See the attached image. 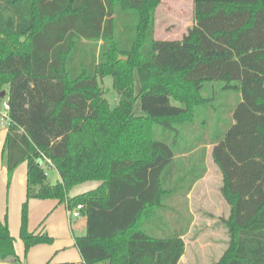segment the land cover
Listing matches in <instances>:
<instances>
[{"label": "trees", "instance_id": "obj_1", "mask_svg": "<svg viewBox=\"0 0 264 264\" xmlns=\"http://www.w3.org/2000/svg\"><path fill=\"white\" fill-rule=\"evenodd\" d=\"M161 2L0 0V100L5 92L10 107L3 156L10 178L28 165L26 254L53 243L28 227L29 201L50 199L85 207L87 233L75 237L83 260L66 264H179L193 222L188 195L207 173L211 145L231 207L218 264H264V0H194L195 24L176 41L155 39ZM106 77L115 108L100 86ZM220 84L236 105L200 128L212 101L205 91ZM94 181L97 189L70 197ZM8 261L22 264L0 220V263Z\"/></svg>", "mask_w": 264, "mask_h": 264}, {"label": "rangeland", "instance_id": "obj_2", "mask_svg": "<svg viewBox=\"0 0 264 264\" xmlns=\"http://www.w3.org/2000/svg\"><path fill=\"white\" fill-rule=\"evenodd\" d=\"M194 24V0H162L155 12V39L160 41L182 40ZM126 58H128L129 61V57ZM99 82L101 88L105 92L104 97L109 101L111 107L115 108L118 105L119 97L113 87V78L106 77L104 79H99ZM222 87V84H220V86L215 88V91H205L206 97L211 98L212 101L209 107H207L208 109H201V113H199L197 123L200 125V128H207V125L209 128H213L212 124L220 121L222 116L227 115L229 108L236 105L237 94L223 89ZM135 90L136 93L140 91V82L137 73L135 74ZM7 102L8 96L0 100V128L8 126V118L3 122V117L8 116V111L5 109V104ZM173 104L179 105L175 102ZM134 113L138 117L144 115L140 99H138L135 104ZM157 132L159 139H166L167 135L162 127H158ZM212 150L213 146L209 145L207 147L206 157V176L198 183L197 187L190 195L189 209L193 215L194 223L185 241L186 253L184 261H182L181 264H218L230 244V234L226 221L231 216V207L228 203H223L225 201L221 193L223 187V174L214 161ZM45 171L51 184H56L60 180V175L55 168L46 165ZM99 184L100 182L94 181L78 185L70 194H84L94 189ZM8 193L7 188L4 193L5 220H7L8 225H10L8 217L10 207L11 220H15V214L16 218L18 217V235L20 237L24 204L22 203L18 212L15 213V207L14 205L12 206V201H9ZM17 241L19 243L16 248L21 251L23 249L24 252L22 253L26 254L20 238H18ZM4 264H14V262L8 261Z\"/></svg>", "mask_w": 264, "mask_h": 264}, {"label": "crops", "instance_id": "obj_3", "mask_svg": "<svg viewBox=\"0 0 264 264\" xmlns=\"http://www.w3.org/2000/svg\"><path fill=\"white\" fill-rule=\"evenodd\" d=\"M7 127L0 128V220L5 221V197L4 193L8 188V199L11 200L12 206L15 207V213L18 212L20 205L27 201V175L28 165L24 163L13 174L12 178L9 177L5 158L3 156L5 141L7 137ZM206 176V175H205ZM204 179V178H203ZM202 180V179H201ZM200 180V181H201ZM198 181L188 195L189 208H190V195L197 187ZM101 183L90 190L97 189ZM88 191V192H90ZM222 191V189H221ZM87 193V192H86ZM222 193V192H221ZM82 195V194H78ZM78 195H71L74 198ZM225 200V198H224ZM223 200V201H224ZM227 203L226 200L223 202ZM190 210V209H189ZM69 207L67 203H61L58 200H40L32 199L29 201V231L35 234H47L53 239L51 244H39L32 247L27 254L20 249H17L18 235V217L11 220L10 207H9V228L12 236L15 238V249L22 264H66V263H81L82 256L79 249L76 247L75 237L83 236L87 233V217L81 219L72 218L69 214ZM191 213V211H190ZM192 215V213H191ZM193 216V215H192ZM222 217V216H221ZM12 222V223H11ZM14 222V223H13ZM186 235L182 236L184 242L190 234L192 226ZM13 224V225H12ZM20 241L21 238H20ZM23 243V241H22ZM24 245V243H23ZM186 245V243H185ZM25 248V246H24ZM186 253V251H185ZM185 255L181 258L179 264L184 261ZM4 264V263H0Z\"/></svg>", "mask_w": 264, "mask_h": 264}, {"label": "built area", "instance_id": "obj_4", "mask_svg": "<svg viewBox=\"0 0 264 264\" xmlns=\"http://www.w3.org/2000/svg\"><path fill=\"white\" fill-rule=\"evenodd\" d=\"M5 109H6V111H9L10 107H9L8 103L5 104ZM7 118H8V116L3 117V122H4V120L7 119ZM8 120H9V118H8ZM8 123H9V122H8ZM84 210H85L84 205H78V206L75 207L74 209L70 210V211H69V214H70V216H71L72 218H75V219H81L82 217L85 216V215L83 214Z\"/></svg>", "mask_w": 264, "mask_h": 264}, {"label": "water", "instance_id": "obj_5", "mask_svg": "<svg viewBox=\"0 0 264 264\" xmlns=\"http://www.w3.org/2000/svg\"><path fill=\"white\" fill-rule=\"evenodd\" d=\"M120 61H128L126 57H120ZM6 96L5 92H2L1 97L4 98Z\"/></svg>", "mask_w": 264, "mask_h": 264}]
</instances>
